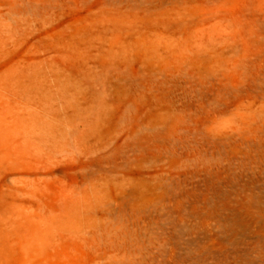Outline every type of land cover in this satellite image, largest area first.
Returning a JSON list of instances; mask_svg holds the SVG:
<instances>
[{
  "label": "rangeland",
  "instance_id": "rangeland-1",
  "mask_svg": "<svg viewBox=\"0 0 264 264\" xmlns=\"http://www.w3.org/2000/svg\"><path fill=\"white\" fill-rule=\"evenodd\" d=\"M10 180L2 264H264V0H0Z\"/></svg>",
  "mask_w": 264,
  "mask_h": 264
},
{
  "label": "bare ground",
  "instance_id": "bare-ground-1",
  "mask_svg": "<svg viewBox=\"0 0 264 264\" xmlns=\"http://www.w3.org/2000/svg\"><path fill=\"white\" fill-rule=\"evenodd\" d=\"M12 185L14 186V184L10 180V182L8 183V186H7L8 193L6 192L7 196H9V198H10L7 201L10 202V203H9L8 207H6L7 210L6 211L4 210L5 212L3 211L4 213L0 214V240L6 241V243H4V245L6 244V247H3V248L6 250L5 252L7 254H4L3 251L1 250V248H0V250L3 253V256L4 255L7 256L6 258L10 257L11 251L13 249V247H12V242H13L12 238L14 239V237H13V234H14V232H13V229H14V212H13L12 202L10 201L11 198L13 197V192H14ZM8 202H7V204H8ZM0 212H1V210H0ZM0 256H2V254H0ZM0 264H2V258L1 257H0Z\"/></svg>",
  "mask_w": 264,
  "mask_h": 264
}]
</instances>
